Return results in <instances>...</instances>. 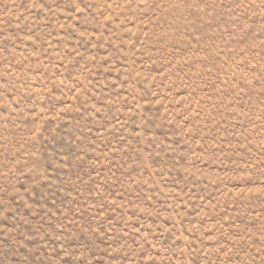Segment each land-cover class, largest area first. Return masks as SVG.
I'll use <instances>...</instances> for the list:
<instances>
[{"label":"rangeland","instance_id":"obj_1","mask_svg":"<svg viewBox=\"0 0 264 264\" xmlns=\"http://www.w3.org/2000/svg\"><path fill=\"white\" fill-rule=\"evenodd\" d=\"M0 264H264V0H0Z\"/></svg>","mask_w":264,"mask_h":264}]
</instances>
